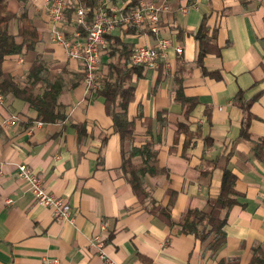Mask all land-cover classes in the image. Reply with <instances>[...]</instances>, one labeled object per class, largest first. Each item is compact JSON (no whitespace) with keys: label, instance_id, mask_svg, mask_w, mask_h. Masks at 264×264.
I'll list each match as a JSON object with an SVG mask.
<instances>
[{"label":"crops","instance_id":"1","mask_svg":"<svg viewBox=\"0 0 264 264\" xmlns=\"http://www.w3.org/2000/svg\"><path fill=\"white\" fill-rule=\"evenodd\" d=\"M153 1L167 6L160 26L171 47L156 66L145 65L138 78L133 74L135 96L127 105L133 140L122 142L103 97L85 88L83 62L69 58L52 39L45 1L8 0L11 11L27 8L41 40L26 53L6 56L2 67L24 80L36 58L44 61L48 78L63 80L58 99L66 118L37 125L27 101L0 94V264H45L46 258L104 264L92 244L103 223V251L119 264H248L256 246L264 249V0ZM125 3L108 2L117 8ZM72 15L68 10L67 32ZM202 21L215 38L198 63L195 34ZM10 31L16 33L15 22ZM111 34L134 47L156 42L141 29L124 33L117 26ZM115 55L103 53L101 74ZM178 87L184 101L176 96ZM238 92L251 101L248 109L234 103ZM11 115L17 118L5 123ZM246 123L248 138L241 134ZM131 146L156 150L154 172L144 175L148 194L141 199L122 175V149ZM20 162L68 201L70 221L55 219L50 207L36 202L16 173ZM226 167L236 175L239 202L227 210L225 244L216 252L209 239L182 233L149 210L152 203L170 204L171 218L178 221L187 208L205 207L217 195Z\"/></svg>","mask_w":264,"mask_h":264},{"label":"trees","instance_id":"2","mask_svg":"<svg viewBox=\"0 0 264 264\" xmlns=\"http://www.w3.org/2000/svg\"><path fill=\"white\" fill-rule=\"evenodd\" d=\"M78 1L81 4L93 7L104 6V2L98 0ZM7 2L8 0H0V94L11 93L27 101L36 110V119L40 121H62L66 118V112L65 106L59 101L58 97L63 90L64 83L62 78L58 76L48 78L44 61L36 58L24 80L4 71L2 67L6 56L26 53L34 49L41 40V33L30 17L27 8L22 6L19 11L14 12L7 8ZM136 2L137 0L128 2L122 9L123 12H128ZM68 10L74 11V6H70ZM13 22L16 23V33L10 31ZM118 27L124 33H134L139 30L135 25H122L120 23ZM207 32L205 22L202 21L195 34L199 41L198 63H201L203 55L211 48L210 43H214V33L208 36ZM105 37L108 40V45H105L102 55L104 52L117 53V55L113 60L106 62L107 70L105 74H101V88L96 92L103 97L105 111L111 117L113 128L119 133L122 142L125 140L132 141L134 118L129 117L127 105L135 96L133 74L136 78L140 77L145 65L138 66V64L131 63L130 55L134 49L132 44L121 40L119 35L107 33ZM202 72L207 75H215L214 72H209L204 68H202ZM39 86H44L40 93L35 90ZM179 88L176 91V96L179 100L184 101ZM233 101L242 110L248 109L251 103V101L242 99L241 92L236 94ZM74 125L76 128L85 127L83 124ZM186 130L184 129V131ZM241 134L245 138L249 137L247 123L242 127ZM261 140V144L264 145V138ZM134 157H139L141 161H134ZM155 160L156 150L150 149L148 146H131L126 151L122 149V175L131 185L134 194L140 199L148 194L145 188L144 175L148 172H154L153 162ZM235 181L236 175L229 168H224L217 195L210 198L203 208H187L178 221L171 218L170 204L152 203L149 210L163 219L169 226L178 225L179 231L182 233L194 235L202 241L209 239L208 247L214 253L225 244L226 232L224 226L227 223V210L239 202ZM253 250L252 258L248 264H264V249L256 246ZM224 262V260L219 261L221 264H224Z\"/></svg>","mask_w":264,"mask_h":264},{"label":"built area","instance_id":"3","mask_svg":"<svg viewBox=\"0 0 264 264\" xmlns=\"http://www.w3.org/2000/svg\"><path fill=\"white\" fill-rule=\"evenodd\" d=\"M50 21L52 39L62 45L66 55L84 64V84L87 91L101 88L102 51L106 45L107 33L122 25H135L141 30L149 31L155 37V45H136L130 55L131 63L156 66L166 51L171 47V41L161 32V13L167 6L153 0H137L132 8L124 13V6L131 0H125V5L119 8L112 7L106 0L104 6H90L79 3L78 0H44ZM74 6L71 24L73 29L67 32V10ZM188 6L181 8L182 12L188 11ZM177 53L182 51V46L176 43L173 46ZM11 115L5 123L16 119ZM41 125L42 121H37ZM17 175L26 183L29 191L38 204L48 206L57 220H71V206L60 195L50 191L44 184L43 177L25 162L17 163ZM11 200H8V202ZM106 225L100 226V231L94 234L92 244L96 246L99 256L104 264H119L109 258L103 251L106 243ZM45 264H59L57 259L46 258ZM121 264V263H120ZM129 264V263H124Z\"/></svg>","mask_w":264,"mask_h":264}]
</instances>
